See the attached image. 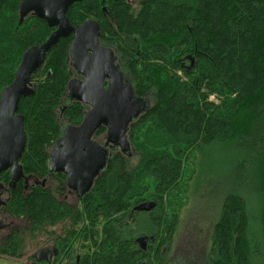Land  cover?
<instances>
[{
    "label": "trees",
    "instance_id": "obj_1",
    "mask_svg": "<svg viewBox=\"0 0 264 264\" xmlns=\"http://www.w3.org/2000/svg\"><path fill=\"white\" fill-rule=\"evenodd\" d=\"M19 2L0 0V93L14 80L23 53L51 34L45 22L37 21L35 28L26 21L10 23L13 18L5 16L18 15ZM85 2L73 4L68 16ZM134 6L137 14L133 5L118 0L111 11L122 19L127 69L136 95L152 94L155 103L132 123L131 147L133 139L136 149L151 156L144 167L156 178L159 193L170 188L167 180L175 183L183 158L187 160L195 149L206 157L214 151L220 154L219 165L232 187L225 193L208 259L211 264L264 260V0H140ZM72 39L62 38L48 52L45 65L33 75L34 93L21 99L18 112L25 116L27 133L21 162L27 173L40 174L45 148L62 133L56 109L69 79ZM49 64L53 71L46 74ZM213 95L219 97L218 103ZM67 115L72 123H80L82 106L69 107ZM158 131L171 139V148L176 146L175 158L168 149L157 155L156 140L149 135ZM108 164L109 180L103 177L106 173L97 179L89 195L92 203L85 207L87 213L91 209L105 213L106 223L128 210L131 198L142 195L143 188L142 175H136L141 165L135 172H123L126 158L120 154ZM39 193L37 189L23 196L18 188L11 209L30 216H39L42 206L54 211V204L43 203ZM166 240L161 235L160 243ZM126 246L129 261L133 246L129 242ZM121 249L120 240L110 259L119 262ZM98 258L96 254L95 263Z\"/></svg>",
    "mask_w": 264,
    "mask_h": 264
},
{
    "label": "flooded vegetation",
    "instance_id": "obj_2",
    "mask_svg": "<svg viewBox=\"0 0 264 264\" xmlns=\"http://www.w3.org/2000/svg\"><path fill=\"white\" fill-rule=\"evenodd\" d=\"M21 1L22 0L19 2V6ZM117 1L118 0H104L105 4L108 5V7H104L105 16H111L110 8ZM76 3L77 2L74 4ZM71 6H73V4ZM68 18L70 19L69 16ZM87 20H94L99 23V44L114 52V69L123 72L125 82L132 84L134 94L137 96L134 83L131 81L132 78L127 70L128 58L125 54V34L121 31V33H119L113 30L112 25L108 21L105 22V26L109 28L108 31H106L101 21L95 18H88L80 23L77 21L72 23L73 20L70 19V22L73 25H81ZM24 21L32 28H35L38 25L37 21H39L40 23L45 22L49 28H51V32L57 29V26L51 27L45 19L37 17L34 11L29 12L28 15L24 17ZM69 36H73V43L75 35L70 34ZM122 36L124 38L119 42L118 39ZM70 49L67 56V73L72 77L67 81L66 91L63 94V102L56 109L57 122L62 128V131L68 125L81 124L84 117L94 108L89 103L76 99L71 100L70 98V91L69 88H67L69 82L71 80L84 82L87 79L86 74L80 72L75 66V62L70 56ZM89 53L91 54L92 52L89 51ZM36 72L34 74H36ZM112 78V76L105 78V89L108 88ZM75 105L82 106L80 123H72L70 117L67 115L69 107L71 108ZM144 113L145 112L140 113L136 119L138 120ZM62 117L67 119L65 124L60 121ZM136 119H134L128 127L127 138L129 143L130 127ZM101 134L105 136V141L103 143L98 138ZM94 139L102 146H106L109 149V159L106 168L95 177L93 186L85 191V193H80L79 189L69 185L68 175L65 172L50 169V159L57 140L45 148L46 160L40 174L25 172L21 158L19 164L22 165L24 174L14 187L10 186L12 179L10 170L5 171L7 172L6 175H2L5 172L0 174V198L6 202V204L2 205L0 208V257L16 256V258H20L23 252L30 249L31 253L27 260V263L30 264H84L85 261H88V264H211L210 259H208V252L211 249L212 242L210 243V248L206 246L204 250H202L203 252L200 253L199 262L183 261L182 263H178V258L175 256L178 248L173 243V238H170L165 244L161 245V235L173 234L171 231H165L163 227L167 220L164 218L165 214L159 212L166 208H164V202L160 199L154 198L151 200L143 199L139 196L133 197L129 203V210L124 209L113 215L112 219L107 220V223L105 221V213L101 210L94 211L91 209V213L86 212L85 207L92 203V201L89 200V195L92 193L97 179L104 173L106 174L103 177H106L107 180L110 178L109 171L107 170L109 160L117 154L125 156L126 160L127 157L132 155L131 147L130 150L122 151L123 149L119 145H117V148H114L113 145L115 144L112 145V143L107 145V127L105 125L97 129ZM124 169L125 168H121L123 172H125ZM18 188L21 189L23 196L38 189L40 191L39 196L44 198L43 203L49 205L54 204V211H50L48 208L45 209V207L42 206L39 216L15 214L13 209H11V205ZM101 204L105 205L106 201L104 200ZM145 207L152 208L150 210H145ZM19 210L20 208H17L16 212H19ZM148 217L151 218L154 228L151 230L141 229L140 227H143V220H148ZM112 224H115L113 225L115 226L113 229H116L117 232H111L110 225ZM36 232L37 234H35ZM32 235L38 236L36 239V241H38L37 246L30 237ZM100 235H120L122 241V254L120 253V256L122 257L119 258V262L116 258L113 260L110 259V252H105L106 250H103V248L101 250ZM142 235L143 237H141ZM128 242L133 246L130 250L131 255L129 256L131 258L129 261L126 260L125 256L126 250L128 249L126 246ZM92 253H95L94 259L96 254L99 256L97 263L91 258ZM166 254H168L167 257H165Z\"/></svg>",
    "mask_w": 264,
    "mask_h": 264
},
{
    "label": "water",
    "instance_id": "obj_3",
    "mask_svg": "<svg viewBox=\"0 0 264 264\" xmlns=\"http://www.w3.org/2000/svg\"><path fill=\"white\" fill-rule=\"evenodd\" d=\"M78 1L82 0H22L19 6L20 23L34 11L37 17L45 19L51 27L57 26V29L46 41L29 47L23 53L14 80L1 90L0 174L11 171V187L24 174L19 161L26 148L27 133L25 116L18 112L21 99L34 93V73L44 65L48 52L62 38L75 35L70 56L77 69L87 77L84 82H69L70 98L94 107L81 124L68 125L63 129L50 159V169L65 172L70 186L85 193L107 166L109 149L94 139L99 127H107V145L112 143L114 148L119 145L123 151L130 150L128 127L150 107L149 101L136 98L133 86L125 82L123 72L114 69V52L99 44V23L87 20L81 25H73L70 22L68 10ZM110 76L113 78L105 89V78ZM5 204L0 198V207ZM145 208L150 210L152 207Z\"/></svg>",
    "mask_w": 264,
    "mask_h": 264
},
{
    "label": "rangeland",
    "instance_id": "obj_4",
    "mask_svg": "<svg viewBox=\"0 0 264 264\" xmlns=\"http://www.w3.org/2000/svg\"><path fill=\"white\" fill-rule=\"evenodd\" d=\"M126 1L129 5H133L132 12L137 14L134 5L138 4V1L140 2V0ZM105 6L108 7L103 0H86L81 7L78 9L75 8L74 15L69 14V16L71 19L73 18V22L77 21L79 23L88 18L98 19L101 21L103 28H105L106 31H108L109 28L105 26V22L108 21L112 25L113 30L121 33L120 31L122 30L119 27V24L122 22L121 17L112 13L111 8V16H105ZM14 15V12H12L6 15L5 18H13L10 20V23L15 25L16 20L19 21V13L16 15L17 18ZM37 35L38 34H36V36ZM123 38V36L120 37L118 41L121 42ZM7 40L9 43L12 42L10 38H7ZM50 69L53 71V66L51 64L45 68L46 74H48V70ZM40 75L42 76V74ZM70 77L72 76H69V79ZM132 82L135 84L134 81ZM145 99L146 101H149L150 105L155 103V96L152 94L147 95ZM211 99L217 103L220 101L219 97L214 95L211 96ZM60 121L65 124L67 119L62 117ZM149 136H154V139L156 140L155 149L157 155H163V151L166 149L172 151L173 155V151L176 146L171 148L173 142L166 134L158 131L151 132ZM98 138L102 141V143L105 141V136H103V134H101ZM133 143L134 141L132 139V147L130 146L133 148L132 155L127 157L126 164L124 165L125 172H135L136 168L141 165V168L139 167L136 171L137 176L142 175L141 185H143V188L142 195H139V197L151 200L156 198L161 199L164 202V208L166 209H163L159 213L165 214L164 218L167 220V222L163 225L165 231H171L173 235L163 236L164 239L167 240L173 238V243L178 248L175 253L176 258H178V263H182L183 261L199 262L200 253L203 252L202 250H204L206 246L210 248V243L212 242V237L214 235V226L218 222L222 213L225 193L232 187V184L228 183L229 177L227 172L223 171V164L219 165V161L221 162L222 159L220 154H217L214 151L209 157H206L198 149H195L194 153L190 154L186 158L187 160L183 158L184 163L182 173L179 177L176 176L174 178L175 183L172 185L167 180V185L170 188L165 189L163 193H159L156 178L153 177V175H147L148 170L144 167L147 164L145 162L148 161L151 156H145L144 153L142 154L140 148H138L139 150L136 149V146H134ZM173 157L175 158L176 156L173 155ZM158 196L161 198H157ZM142 224L143 227L141 226V229L151 230L154 228L150 217H148V220H143ZM170 224L173 225L172 229ZM113 225L115 224L111 225V232H117L116 229H113V227H115ZM35 234H37V232ZM30 237L33 239V243L37 246L38 241H36V239L38 236L32 235ZM141 237H143V235ZM99 240H101L103 250L105 249V252H110L111 254V252L116 249L121 237L120 235H100ZM30 253L31 250L29 249L23 252L20 255V258H16V256L0 257V264H30L27 263ZM94 254L95 253L91 254L92 259H94ZM167 256L168 254L165 255V257ZM254 264H264V260L258 259L254 262Z\"/></svg>",
    "mask_w": 264,
    "mask_h": 264
},
{
    "label": "bare ground",
    "instance_id": "obj_5",
    "mask_svg": "<svg viewBox=\"0 0 264 264\" xmlns=\"http://www.w3.org/2000/svg\"><path fill=\"white\" fill-rule=\"evenodd\" d=\"M137 97V96H136ZM137 98H141V97H137ZM141 99H143V100H145L146 101V99L145 98H141ZM72 100V99H71ZM26 150V149H25ZM98 178V177H97ZM94 183V182H93ZM82 196V195H81ZM1 208V207H0Z\"/></svg>",
    "mask_w": 264,
    "mask_h": 264
}]
</instances>
